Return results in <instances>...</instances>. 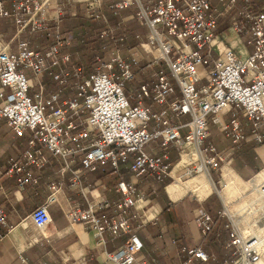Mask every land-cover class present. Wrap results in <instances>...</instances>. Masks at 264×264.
<instances>
[{
  "label": "built area",
  "instance_id": "obj_1",
  "mask_svg": "<svg viewBox=\"0 0 264 264\" xmlns=\"http://www.w3.org/2000/svg\"><path fill=\"white\" fill-rule=\"evenodd\" d=\"M104 4V0H85L86 15L107 26L102 34L113 44L101 68L86 75L80 65L67 67L71 54L65 48L71 41L62 30L64 11L59 0H0V24L10 20L15 25L9 39L0 29V120L28 144L25 163L20 165L11 157L12 170L44 164L42 153L35 150L39 141L54 157L64 159L63 172L72 170L73 188L81 183V170L72 169L80 153L84 169L118 172L128 163L135 176L164 181L175 166L170 161L172 151L181 157L196 151L197 157L184 166L182 174L218 171L222 176L224 164L232 160V149L221 150L209 141L212 126L235 145L264 144V0H121L112 4L116 11L134 7L135 17L148 29L149 64L163 63L173 78L158 69L152 89L143 84L133 92H128V83L135 77L140 55L136 50L127 58L121 54ZM232 31L243 40L245 57L225 39ZM25 34L29 39L22 37ZM33 37L43 41L35 44ZM45 76L60 87L48 92ZM174 93L177 97L171 99ZM150 95L153 103L143 104L142 99ZM135 96L137 103L132 102ZM182 115L190 120L180 121ZM155 143L166 151H149L148 146ZM257 186L264 196V181ZM59 189L53 185L47 201L30 213L35 226L51 222L49 205ZM117 190L121 197L114 203L113 214L99 211L107 203L102 197L88 201L86 208L74 207L68 217L86 223L103 243L130 234L117 250L107 252V259L147 264L142 256L144 243L132 232L129 213L144 194L124 180L117 183ZM229 211L226 202L217 212L226 219L228 243L234 247L235 258L228 263L262 264L257 238L242 233ZM5 218L0 210V222ZM196 221L205 234L216 226L214 215L203 207ZM187 253L204 261L210 258L200 247Z\"/></svg>",
  "mask_w": 264,
  "mask_h": 264
},
{
  "label": "crops",
  "instance_id": "obj_2",
  "mask_svg": "<svg viewBox=\"0 0 264 264\" xmlns=\"http://www.w3.org/2000/svg\"><path fill=\"white\" fill-rule=\"evenodd\" d=\"M119 1L121 0H104V12L108 17L109 25L115 29L121 54L127 58L132 51L136 50L140 55L135 77L128 83V92L138 91L143 84L152 89L158 69H164L173 81L163 63L155 65V68L149 64L148 59L151 53L148 46H145L148 29L146 26H141L135 19L134 7H132L133 10L128 9L120 14L118 18L112 15L111 5ZM59 3L64 11L61 22L62 30L71 41L65 48L71 54V62L67 67L71 69L78 65L88 66L87 52L95 48L94 40L100 34L103 35L107 26L86 15L85 0H59ZM83 18L87 22L94 20L96 27L83 28L86 33L85 42L82 44L79 40V27L76 25L77 20ZM113 21L116 23L114 24ZM14 26L10 20L1 22L0 29L5 31L7 39L14 34ZM131 32L140 34L138 35L139 43L135 46L120 43L125 37L130 36ZM230 35L234 37L233 43L230 44L241 57H245L247 50L241 37L233 31ZM22 37L29 39L26 34ZM105 38L109 37L105 36ZM33 40L35 44L43 41L42 37H33ZM108 46H103L104 56L98 57L99 63L109 58L113 47L112 42L107 49ZM150 68L152 70L149 72ZM42 80L46 83L48 92L60 87L59 84L51 82L47 76ZM32 83L34 85L32 91H35L37 81L33 78ZM175 97H177L175 93L170 95L171 99ZM139 101L136 96L132 98L133 103ZM141 102L149 105L153 103V97L151 95L144 97ZM227 118L230 119V115ZM179 119L186 123L190 117L182 115ZM211 128L212 133H218L219 139H226L227 142H224L223 147L219 141L218 143L212 141L211 136L209 141L221 150L232 149L233 157L238 151V144L235 145L229 136L218 132L214 126ZM186 132L187 128L184 129V133ZM244 143L251 146L255 144L249 141H244ZM27 147L26 138L17 136L5 120H0V210L6 214L5 222H0V264H77L82 262L118 264L107 259V252L117 250L130 234L107 239L103 243L86 223L70 220L68 212L74 207L86 208L88 201L104 197L107 203L99 211L113 214L114 203L121 197L117 190V183L120 180L135 185L144 194L142 201H138L136 207L130 208L129 213L132 216L130 219L132 232L137 234L144 243L142 256L147 264H182L188 259H190L188 264H230L228 261L235 258L234 247L228 243L229 232L225 227L226 220L218 222L214 230L207 234L201 231L196 221L200 208L203 207L212 214L220 209V204L212 197L215 194L212 188L208 195L201 194L199 191L187 190L178 199H173L168 193L167 187L175 181L174 170L182 160L177 152L170 153V161L175 166L169 182L164 186L160 184L163 181L135 176L128 163L122 164L118 172L112 169L96 171L84 169L81 164L83 153H80L75 156L72 169L81 170V183L80 187L73 188L71 187L72 170L63 172L64 159L54 157L39 141L35 150L42 153L44 164L42 166L24 164L22 170H12L11 157H14L20 165L25 163L24 153ZM148 150L160 154L166 151V148L155 143L148 146ZM252 150L264 159V144H255ZM181 168L182 166L177 169L178 175ZM255 175L251 180H243L231 167L224 165L222 181L223 183L228 182V186L222 190L223 197L229 201L232 194L244 193L247 188L259 194L257 185L262 183L264 178L259 182H253ZM24 177H29V180L22 184L20 180ZM205 178L193 180V182L203 184L204 180L207 181V177ZM53 185L60 189L56 193V200L49 205L51 222L39 228L33 224L30 213L47 201L52 193ZM260 196L264 197L261 194ZM133 215L136 216L133 217ZM246 224L251 228L252 233L264 230V226L263 229H259V223L249 224L247 222ZM192 247L202 248L210 255V258L204 261L190 256L187 249Z\"/></svg>",
  "mask_w": 264,
  "mask_h": 264
},
{
  "label": "rangeland",
  "instance_id": "obj_3",
  "mask_svg": "<svg viewBox=\"0 0 264 264\" xmlns=\"http://www.w3.org/2000/svg\"><path fill=\"white\" fill-rule=\"evenodd\" d=\"M135 19L137 20V22H139L136 17ZM225 39L231 44L234 41V37L232 35H230L229 37ZM145 46H147V44H145ZM149 57L150 58L148 60L150 61V59L152 58V55L150 54ZM152 68H155V65ZM150 70L152 69L150 68L149 72ZM211 140L217 143L219 141V144L221 146L225 144L224 142H227L226 139H223V138L219 139L218 133H212ZM255 154H256L255 160L257 161L258 171H260L262 168H264V159L262 158L260 154L258 153H255ZM188 155H189L188 161H186L183 164L181 171L179 172V178L181 181L183 182L191 181V180L196 181L198 179L207 177L210 180L212 191L218 196L220 208L222 207L224 203L228 202L230 215L232 219L235 221V224L238 225L242 233H244L248 237L252 235L251 228L246 224L247 222L249 224L259 223L260 224L259 229H263V226H264V197L261 198L260 194H258L257 192L255 193L253 189L247 188L245 189L247 191H245L244 193L232 194L230 197V200L227 201L222 195V190L224 189L223 188L224 184L222 181L223 177L221 176V174H219L218 171H212L210 172V174L208 172L194 173L193 175L182 174L184 166L187 163H189L192 160V158H196V156H194L193 154L191 155L188 154ZM224 165H228L229 167H231L232 170H234L237 173V175L243 180H251L254 177V175L258 172V171L256 172L253 171V174H252V167H254V165L250 164L248 160H245L243 156L242 157L238 156V154L237 155L234 154L231 162L224 164ZM222 173H223V169H222ZM191 191L193 192V190ZM194 193L198 194V192H194ZM258 234H260L261 237H264V230H262V232L260 231ZM261 251H262V264H264V250H263L262 245H261Z\"/></svg>",
  "mask_w": 264,
  "mask_h": 264
},
{
  "label": "trees",
  "instance_id": "obj_4",
  "mask_svg": "<svg viewBox=\"0 0 264 264\" xmlns=\"http://www.w3.org/2000/svg\"><path fill=\"white\" fill-rule=\"evenodd\" d=\"M133 6H128L124 9H121V10H114L111 8V12H112V15L115 16L116 18H118L120 16V14H122L123 12H126V10L128 9H132ZM133 10V9H132ZM114 24L116 23V21H113ZM139 24L141 26H145L143 25L142 23L139 22ZM76 27H79V34H80V43H84L85 42V29H83L84 27H96V23L94 20L90 21V22H87L84 18L83 19H78L77 20V25ZM228 28V25H223L222 26V31L223 30H226ZM138 35L140 34H137V33H133L131 32L130 33V36L128 37H123L124 39L120 42L122 44H127L129 43L128 45L130 46H135L139 43V38H138ZM95 48L93 50H89L87 52V58L89 60V64L88 66H83V73L86 74V75H89L90 73L94 72V71H97L101 68L102 64L99 63L98 61V57H103L104 56V49H103V46H107L111 44V40L108 38L106 39L105 36L103 35H99L95 40ZM109 46L107 47V49L109 48ZM71 62V61H70ZM255 145V144H254ZM254 145H250V144H245L244 142H241L238 144V151L236 153V155L238 154V156H243L245 160H248L250 164H253L254 167H252L253 171L256 172L258 171V166H257V161L255 160V152L252 150V147H254ZM251 146V147H250ZM169 179L170 178H166L163 182H161L160 184L161 185H165L166 183L169 182ZM213 198H215L217 201H218V204H219V199H218V196L216 194H213L212 196ZM218 210L216 212L213 213L215 219H216V225L218 224V222H224L226 219L225 218H221L220 216H218Z\"/></svg>",
  "mask_w": 264,
  "mask_h": 264
},
{
  "label": "bare ground",
  "instance_id": "obj_5",
  "mask_svg": "<svg viewBox=\"0 0 264 264\" xmlns=\"http://www.w3.org/2000/svg\"><path fill=\"white\" fill-rule=\"evenodd\" d=\"M193 154L196 157L198 155L196 151H193ZM188 159H189V155L186 154V153H183L182 154V160L176 166V168L174 170V173H173L175 181L172 182L167 187V191H168V193L171 195V197L173 199H178L187 190L199 191L201 194H204V195H208L210 193V191H211V183H210V180L208 178H207V181L206 180L203 181V184H202V182H199L200 184H198V183H195L193 181L183 182V181L180 180L179 175L177 173L178 172L177 169L180 168L181 166H183V164L186 161H188ZM262 178H264V169L261 170L259 173H257V175H255V178L253 179V182H255V181L259 182L260 180H262ZM227 183L228 182H224L223 183L224 184L223 185L224 189L228 186ZM257 190H258V187H257ZM140 201H142V200H140ZM251 234H252L251 235L252 238H257L258 243L263 246V250H264V237H261L260 234H258V233H251Z\"/></svg>",
  "mask_w": 264,
  "mask_h": 264
}]
</instances>
